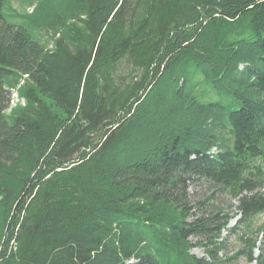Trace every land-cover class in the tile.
<instances>
[{
  "label": "trees",
  "instance_id": "obj_1",
  "mask_svg": "<svg viewBox=\"0 0 264 264\" xmlns=\"http://www.w3.org/2000/svg\"><path fill=\"white\" fill-rule=\"evenodd\" d=\"M6 1L0 264H202L188 238L215 233L217 259L220 213L190 223L187 183L264 165V0H70L52 49L6 26ZM32 16L53 28L46 0ZM245 244L264 260V236Z\"/></svg>",
  "mask_w": 264,
  "mask_h": 264
},
{
  "label": "rangeland",
  "instance_id": "obj_2",
  "mask_svg": "<svg viewBox=\"0 0 264 264\" xmlns=\"http://www.w3.org/2000/svg\"><path fill=\"white\" fill-rule=\"evenodd\" d=\"M39 1L7 0L1 13L4 16L6 26H11L14 29L25 28L24 30L29 32L35 42L52 49L53 40L56 36L55 27L68 18L73 5L70 0H46L48 9L52 14L53 28L45 25L37 28L32 24L35 19L32 15ZM27 79L28 77L23 78L17 88L12 86L8 89L11 97L10 106L6 111L8 118H12L18 109L26 108L28 105L18 92L19 88L25 85ZM50 104L54 105L52 102ZM218 150L215 147L212 152L216 153ZM224 177L223 181L217 183L210 176L202 179L198 176H192L187 183V200L190 208L202 207L200 211L193 209L188 221L190 223L197 222L205 217V211L215 210L216 213H220L217 221L219 224L222 222L221 227H223L220 231L221 245L217 259L213 256L215 255L213 249L218 246L214 248L210 243L216 233L213 235H191L188 240L192 245V254L202 261V264H264L258 248L254 249V258L250 263H247L245 242L256 233L260 238L264 236V216L258 209L255 212H249V207L244 204L247 199L255 195L264 196V165L260 163L245 172L236 171V175L232 178L228 174H225ZM207 207L210 209L206 210ZM247 212L250 216L247 226L242 227V230L236 234L230 235L227 229H233L240 224L241 218ZM228 215L232 216L231 219L228 218ZM217 221L216 225L218 224ZM148 259L146 252L138 251L126 261V264H148ZM217 261L219 262L216 263Z\"/></svg>",
  "mask_w": 264,
  "mask_h": 264
}]
</instances>
